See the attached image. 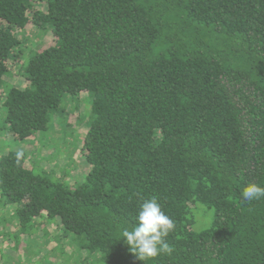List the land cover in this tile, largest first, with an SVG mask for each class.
I'll return each mask as SVG.
<instances>
[{
  "label": "trees",
  "instance_id": "trees-1",
  "mask_svg": "<svg viewBox=\"0 0 264 264\" xmlns=\"http://www.w3.org/2000/svg\"><path fill=\"white\" fill-rule=\"evenodd\" d=\"M29 29L50 39L26 52ZM16 64L21 85L6 87ZM68 97L89 117L80 185L34 172L24 152L0 156L24 239L49 227L80 252L73 264H144L121 231L156 197L175 230L170 254L145 264H264V197L241 198L264 186V0H0L8 130L46 133ZM198 206L212 220L196 231Z\"/></svg>",
  "mask_w": 264,
  "mask_h": 264
},
{
  "label": "rangeland",
  "instance_id": "rangeland-1",
  "mask_svg": "<svg viewBox=\"0 0 264 264\" xmlns=\"http://www.w3.org/2000/svg\"><path fill=\"white\" fill-rule=\"evenodd\" d=\"M33 31L29 29L25 35H21L26 52L43 46L50 39L49 35L43 33L35 36ZM14 69L13 75L3 83L6 87L21 85L22 80L14 77L18 69L17 64ZM66 100L72 102L65 106ZM66 100L64 106L67 114L63 118L53 116L46 133L36 134L33 138L22 141L8 130L4 121L6 110L0 108V156L11 151L24 152L27 155L26 166L34 172H42L54 182L76 187L84 181L83 176L88 169L81 152V139L89 117L84 110L86 102L82 98L68 97ZM13 209V206L5 203L0 194V264H73L72 258H77L80 252L69 247L70 242L64 241L58 229H41V234L40 230H34L32 227L27 230V238L24 239L13 216ZM194 214V230L209 227L212 220L211 211L198 206ZM41 221L45 223L43 226H47L46 220ZM22 242L30 248L27 254L19 251ZM15 244L18 245L16 252ZM73 252L75 254L72 256ZM81 260L74 259V264L80 263Z\"/></svg>",
  "mask_w": 264,
  "mask_h": 264
},
{
  "label": "clouds",
  "instance_id": "clouds-1",
  "mask_svg": "<svg viewBox=\"0 0 264 264\" xmlns=\"http://www.w3.org/2000/svg\"><path fill=\"white\" fill-rule=\"evenodd\" d=\"M264 197V186L256 183L245 186L241 198L252 201ZM175 230V221L162 210L156 197L145 199L137 209L136 224L124 228L121 237L133 253L144 264L161 253L171 252L166 237Z\"/></svg>",
  "mask_w": 264,
  "mask_h": 264
}]
</instances>
